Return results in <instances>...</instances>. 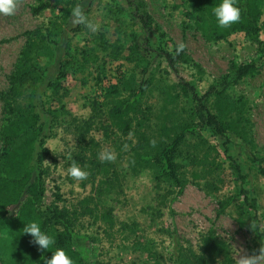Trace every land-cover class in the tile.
Here are the masks:
<instances>
[{
    "label": "rangeland",
    "instance_id": "obj_1",
    "mask_svg": "<svg viewBox=\"0 0 264 264\" xmlns=\"http://www.w3.org/2000/svg\"><path fill=\"white\" fill-rule=\"evenodd\" d=\"M185 1L22 0L14 15L0 14V93L7 89V77L14 71L29 33L44 31L45 38L33 57L40 85L28 89L17 101L22 109L39 113L45 122V146L50 156L44 160V205H50L58 193L61 207L82 212L80 202L87 199L89 208L112 213V230H105L95 215L77 220V230L90 238L89 264H174L179 251L190 249L199 254L209 234L224 245L233 264L241 253L252 254L261 247L250 225L254 221L264 233V177L252 165L250 156L264 157V53L240 33L225 41L206 42L195 30L194 14ZM40 4L45 9L35 14ZM258 4L262 12L260 39L264 43V0ZM77 5L83 10V23L72 15ZM115 19L127 33L136 35L145 63L125 60L112 46L115 42L126 45V40L113 34ZM57 30L58 36L54 34ZM181 45L183 50L178 51ZM166 55L174 58V68ZM245 64L258 69L238 82L229 81L226 93L237 103L254 147L232 135L225 146L208 128L197 132L187 141L188 151L177 160L182 188L178 193L175 183L157 178V166L146 157L157 154L171 141L180 123L192 115V104L181 97L175 104L166 105L163 94L179 93L175 86L183 80L203 95L212 85L220 87L232 65ZM62 72L66 75L63 80ZM148 77L151 84L141 96L149 113L143 131L154 141V147L127 151L125 139L134 143L132 136L104 133L107 121L103 98L112 87L117 97H126L138 91ZM56 82L62 86L57 93L51 86ZM1 108L0 102V124ZM160 114L168 120V132L155 119ZM82 139L93 141L98 152L103 147L115 152V161L106 162L116 172L115 177L107 179L112 183L110 192L100 195L103 186L99 182L106 179L99 176L75 181L68 175L71 157L80 154L90 159ZM226 148L228 155L224 153ZM213 158L218 166L210 167ZM232 161L240 172L234 170ZM162 191L170 192L173 214L162 209L157 219L156 194ZM231 195H237L235 202L218 214V202ZM132 222L140 232L119 230L122 224ZM8 238V231L0 232V242ZM7 262V254L0 249V264Z\"/></svg>",
    "mask_w": 264,
    "mask_h": 264
},
{
    "label": "trees",
    "instance_id": "obj_2",
    "mask_svg": "<svg viewBox=\"0 0 264 264\" xmlns=\"http://www.w3.org/2000/svg\"><path fill=\"white\" fill-rule=\"evenodd\" d=\"M185 2L194 14L195 30L206 42L225 41L232 35L240 33L244 34L251 44L257 46L261 53H264V43L260 39L262 12L258 4L259 0H237L236 6L240 8L241 16L238 22L231 24L228 28L219 27L213 13V7L221 4L222 0H186ZM44 9V5L40 4L34 13L37 14ZM112 22L114 23L113 34L126 40L125 47L117 45L116 42L112 46L125 60L138 64L145 63L136 35L127 33L122 28L120 20L115 19ZM58 32L57 30L54 34L58 36ZM43 33L41 29L29 33V39L20 52L15 69L7 77V89L0 93L3 116L0 124V232H9V238L0 242L2 243L0 249L8 256V262L5 264H46V259H51L52 252L56 248L64 249L73 264H89L90 238L77 230V220L80 216L95 215L104 224L105 230H112L115 226L112 213L109 209L89 208L87 199L80 202L82 212L61 207L59 203L62 199L58 193L54 194L50 205H44L46 194L44 160L50 156V151L45 146L47 136L45 122L33 109L30 110L27 107L22 109L17 104L18 99L28 89L34 90L40 85V73L33 57L45 38ZM166 60L174 68V58L166 55ZM257 69L254 64L238 67L232 65L230 74L222 80L220 87L212 85L203 95L197 94L194 88L183 80L175 86L179 93L163 94L162 100L169 106L175 104L181 97L190 99L192 115L180 123L177 134L157 154L146 157L157 166V178L175 183L180 193L182 188L178 176L181 167L177 160L188 151V139L207 128L224 141L225 146L230 142L229 136L232 135L251 148L254 147L247 127L241 119L242 113L238 112L237 103L230 99L226 90L229 81L234 79L238 82L255 73ZM60 77L63 80L66 77L65 73L62 72ZM151 81L150 77L144 79L138 91L121 98L117 97L114 87L109 88L103 98V113L107 121V125L103 128L104 133L114 131L122 137H127L131 132L135 142L125 139L127 151H144L154 147V141L143 131L149 122V113L141 102V96L150 86ZM51 86L55 93L62 89L58 82ZM155 119L159 122L160 128L168 132L166 117L160 114ZM82 141L90 154V159L78 154L71 157L69 162L72 163L74 160L81 167L83 166L91 179L95 180L97 176L106 179L99 182V186H103L100 195L110 192L112 183L107 179L115 177L116 172L111 169L109 163L98 159L99 152L95 149L93 141H86V139ZM224 153H229L227 148ZM250 162L264 177V157L251 155ZM231 163L234 165L233 161ZM208 164L210 167L218 166L214 158ZM234 170L240 172L239 166L234 165ZM236 199L237 195H231L220 200L218 214L223 213ZM156 202L157 219L160 218L162 209H167L170 215L173 214L171 210L173 199H170V192L157 193ZM32 221L39 222L41 230L55 239V244L49 250L40 251L38 245L31 243L33 237L22 231L26 224ZM138 228L139 226L132 222L122 224L119 230L137 233L140 232ZM256 228L255 232L261 246L264 243V233L260 232L258 227ZM129 264L160 263L130 262ZM174 264L233 263L224 245L216 242L212 234H209L204 238L199 254H195L190 249L179 251Z\"/></svg>",
    "mask_w": 264,
    "mask_h": 264
},
{
    "label": "clouds",
    "instance_id": "obj_3",
    "mask_svg": "<svg viewBox=\"0 0 264 264\" xmlns=\"http://www.w3.org/2000/svg\"><path fill=\"white\" fill-rule=\"evenodd\" d=\"M21 3L22 0H0V14L5 16L14 15ZM236 5L237 0H222L221 4L213 7V13L219 27L228 28L231 24L239 21L241 10ZM72 15L76 18L77 22H85L83 10L79 5L73 9ZM89 27H91V25H89ZM182 50L183 45L180 46L178 51ZM131 135L132 133L130 132L129 136ZM126 147L127 145H125V148ZM98 159L101 162H114L116 154L110 148L103 147L98 153ZM67 171L68 175L75 181L86 180L89 175L88 172L83 170L74 160ZM250 227L253 231H255L256 224L254 221L251 222ZM22 231L33 237L31 243L38 245L40 251L49 250V248L55 244V239L49 234L43 232L39 222L37 221H32L26 224ZM52 253L51 259H46V264H73L72 259L67 255L64 249L56 248V250ZM236 264H264V243H262L261 247L252 254H248L246 252L241 253L236 260Z\"/></svg>",
    "mask_w": 264,
    "mask_h": 264
}]
</instances>
